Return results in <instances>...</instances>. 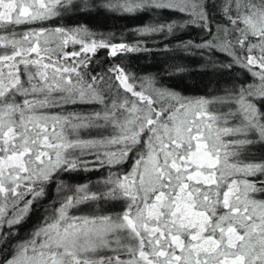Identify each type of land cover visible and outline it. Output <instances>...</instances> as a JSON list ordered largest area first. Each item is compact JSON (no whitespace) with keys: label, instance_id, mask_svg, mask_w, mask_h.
Masks as SVG:
<instances>
[{"label":"snow or ice","instance_id":"snow-or-ice-1","mask_svg":"<svg viewBox=\"0 0 264 264\" xmlns=\"http://www.w3.org/2000/svg\"><path fill=\"white\" fill-rule=\"evenodd\" d=\"M192 30L208 95L90 67ZM0 264H264V0H0Z\"/></svg>","mask_w":264,"mask_h":264},{"label":"trees","instance_id":"trees-1","mask_svg":"<svg viewBox=\"0 0 264 264\" xmlns=\"http://www.w3.org/2000/svg\"><path fill=\"white\" fill-rule=\"evenodd\" d=\"M144 20V16H134L101 9L98 13L93 11L91 15L85 14L79 16L74 23L83 24L96 32H113L119 34L120 32H126L128 29L142 24ZM195 35V31L192 30L183 33L177 38L170 37L168 40H163L159 36L144 37V46L150 49V51L118 54L115 58L109 57L107 50H100L95 55L94 62L90 67L99 71L101 65L96 63L97 61L102 62L103 67H107L109 63L122 62L129 71L137 75L164 74L166 71H173L174 74L172 76L165 77V82L175 90L181 91L188 96L208 95L212 88L216 86L217 77L200 67L202 61L198 55L186 53L178 50L176 47L180 40L195 38ZM135 39L131 35H127L125 42L133 43ZM166 45L167 48L165 47ZM71 47L69 45V50H71ZM176 65L182 66L186 70L183 72H175L174 66ZM130 167L131 161L126 165V168ZM104 175H107L106 171L82 172L79 175L73 176L69 183L82 184L88 181L95 182ZM52 195L53 193L50 191L48 199L44 202L45 204L52 199ZM80 211L86 213L88 209L84 207ZM39 218L40 213L34 212L29 222L21 230V235L32 224L37 223Z\"/></svg>","mask_w":264,"mask_h":264}]
</instances>
